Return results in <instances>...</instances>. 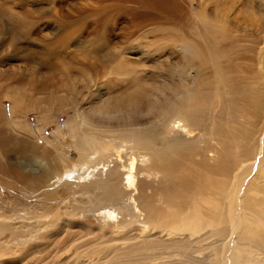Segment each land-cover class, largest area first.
Here are the masks:
<instances>
[{
    "label": "bare ground",
    "instance_id": "6f19581e",
    "mask_svg": "<svg viewBox=\"0 0 264 264\" xmlns=\"http://www.w3.org/2000/svg\"><path fill=\"white\" fill-rule=\"evenodd\" d=\"M196 20L190 39L173 29V61L166 67L176 86L156 115L145 120L153 108L148 92L138 86V74L121 65L120 77L133 81L128 88L137 87L128 90L127 102H116L115 111L128 106L129 113L140 114L137 124L130 127L127 116L129 125L96 128L102 138L84 134L82 161L64 171L38 166L46 189L25 196L21 209L0 195V264H264V45L241 48V38L217 18L199 12ZM158 29L162 34L168 28ZM91 72L100 77L107 67ZM92 76L72 82L81 95L96 84ZM67 86L29 107L25 95L8 85L0 90L1 123L7 122L5 101L11 102V127L20 111L33 108L43 116L52 102L70 114L73 106L61 95ZM109 102L104 112L113 108ZM74 110L57 126L59 134L68 130L75 137L91 125L80 107ZM26 128L35 137L38 130ZM29 149L40 156L1 141L0 171L20 172L50 160L36 143ZM14 153L20 162L9 161ZM72 184L78 185L71 194H87L103 209L83 221L48 215L53 208L45 203L56 188Z\"/></svg>",
    "mask_w": 264,
    "mask_h": 264
},
{
    "label": "rangeland",
    "instance_id": "374dc122",
    "mask_svg": "<svg viewBox=\"0 0 264 264\" xmlns=\"http://www.w3.org/2000/svg\"><path fill=\"white\" fill-rule=\"evenodd\" d=\"M199 12L220 20L231 34L241 38L244 44L241 48L251 43L258 47L264 45V0H0V90L5 92L10 85L14 93L25 95V106L30 107L68 82L69 87L61 95L65 97V105L73 106L70 114L66 108L61 114L63 106L51 101L49 111L43 116L33 108L30 112L24 109L14 116L18 125L11 127V102L5 101L7 122L0 121V145L1 141H7L10 146L16 145L19 152L40 156L29 149L36 143L39 147L36 151L50 159L20 172L0 171V195H8L6 202L12 201L16 209H21L25 206V196L43 194L46 187L39 181L38 166L64 171L72 163H80L79 143L84 134L102 138L96 128L126 126L130 118V127L137 124L140 114L129 113L128 106L123 113L119 109L118 113L115 111L120 103L117 101L122 100V105L137 87L135 84L128 88L133 81L120 77L117 70L121 65L126 69L130 66L131 72L140 78V85H137L148 92L146 102H151L153 108L145 120L156 115V106L160 108L161 100L172 97L176 86L172 76L167 75L170 69L166 67L172 66L173 61V29L190 39L189 27L197 23ZM159 27H167L168 34H161ZM197 64L189 68L192 75L199 67ZM93 66L97 69L105 66L107 72L94 78L90 74ZM91 76L96 84L89 83L90 87L81 95L72 82L78 83ZM107 101L113 105L114 109L109 108L115 116L107 115L109 108L103 111ZM146 102L143 104L145 112ZM75 107L84 111L91 125L84 124L75 137L68 130H65L68 135L59 134L57 126L64 125L68 115L74 116ZM26 126L38 130L35 137L26 133L30 132ZM115 158L113 153L109 159L111 165ZM18 159L20 162L14 153L9 161ZM179 176H184L183 172ZM77 185L56 188L55 197L45 203L53 208L48 215L60 214L67 219L83 221L103 209L105 204L93 203L87 194L81 197L71 194V188L76 189Z\"/></svg>",
    "mask_w": 264,
    "mask_h": 264
}]
</instances>
